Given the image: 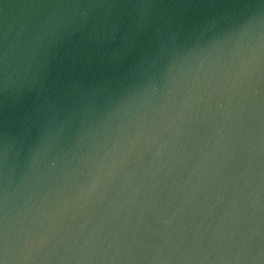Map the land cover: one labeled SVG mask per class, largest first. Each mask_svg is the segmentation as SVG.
I'll return each mask as SVG.
<instances>
[{
  "label": "water",
  "instance_id": "95a60500",
  "mask_svg": "<svg viewBox=\"0 0 264 264\" xmlns=\"http://www.w3.org/2000/svg\"><path fill=\"white\" fill-rule=\"evenodd\" d=\"M0 264H264V0H0Z\"/></svg>",
  "mask_w": 264,
  "mask_h": 264
}]
</instances>
